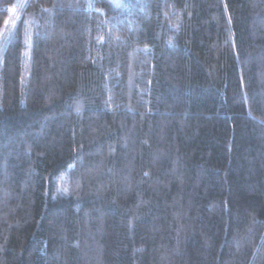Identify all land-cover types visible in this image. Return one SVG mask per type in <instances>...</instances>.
<instances>
[{
	"label": "trees",
	"instance_id": "trees-1",
	"mask_svg": "<svg viewBox=\"0 0 264 264\" xmlns=\"http://www.w3.org/2000/svg\"><path fill=\"white\" fill-rule=\"evenodd\" d=\"M0 264H264V0H0Z\"/></svg>",
	"mask_w": 264,
	"mask_h": 264
}]
</instances>
